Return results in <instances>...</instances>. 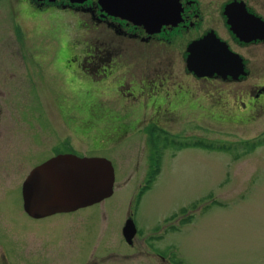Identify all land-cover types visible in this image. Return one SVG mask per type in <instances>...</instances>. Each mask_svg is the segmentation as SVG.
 <instances>
[{"label": "rangeland", "instance_id": "374dc122", "mask_svg": "<svg viewBox=\"0 0 264 264\" xmlns=\"http://www.w3.org/2000/svg\"><path fill=\"white\" fill-rule=\"evenodd\" d=\"M214 1L213 10L216 11L217 4L223 0ZM245 1L264 16V0ZM63 13L60 14L65 15ZM25 20L15 0H0V115L3 116L0 122V240H13L20 246L16 259H9V262L75 264V259L70 257L78 242L73 243L80 241L87 232L90 240L91 233L98 234L97 254L105 245L104 235L107 233L114 256L102 264H160L138 253L129 259L120 258L124 253L134 252L122 242L125 221L131 217L144 236L161 230L162 250L164 253L169 251L164 248L175 250L177 261L182 264H264V146L238 160L232 154L219 151L169 147L164 151L161 171L152 181L151 188L140 197L139 192L154 167L147 164L148 154L150 157L155 154L150 152L151 149L149 152L145 150L139 135L123 140L112 133L101 135L100 131H94L93 125L85 122L89 115L81 112L80 121L74 125L79 131L74 153L79 157H99L112 162L116 178L114 194L86 209L58 213L40 220L25 213L23 182L36 166L69 152L63 142L70 133L50 101L48 115L30 114L26 98L31 78L30 59L26 53L14 50L17 49V40L25 43L26 34L22 29ZM53 32L48 28L49 36L45 38L49 54L56 47V43L50 40L56 37L50 36ZM249 50L250 67L258 76L264 60V45ZM174 62L177 68L181 66L179 55ZM55 78H61V73L49 67V88ZM193 89L198 95L199 88ZM217 89L220 86L212 84L209 91L204 92L207 96L198 104L194 99L181 109L183 113L187 108L199 105L209 113L196 115L198 110L193 115H181L176 125L182 132L179 133L181 138L193 141L202 138L220 143L263 136L264 115H219L225 110L223 106L229 103L220 101ZM229 89L223 87L222 91ZM90 101L91 110L99 115H115V111H119V115L146 117L138 115L139 106L129 102L123 107L102 95L96 101L100 110L93 105L94 100ZM34 109L30 104V110ZM151 112L152 109L147 118L151 117ZM235 116L237 118L231 120ZM186 122L187 129L184 128ZM186 207L187 213L180 214V210ZM187 216H191L187 220L190 222L183 225L180 219ZM69 241L71 246L66 256L57 246L58 242L64 246ZM2 250L1 244L0 254ZM166 258L170 260L168 254Z\"/></svg>", "mask_w": 264, "mask_h": 264}, {"label": "flooded vegetation", "instance_id": "af4514ba", "mask_svg": "<svg viewBox=\"0 0 264 264\" xmlns=\"http://www.w3.org/2000/svg\"><path fill=\"white\" fill-rule=\"evenodd\" d=\"M15 2L26 17V22L22 26L26 34L25 43L23 45V42L17 40V45L22 46L16 45L17 49L14 50L20 54L26 53L30 59L31 78L28 83L29 90L26 91L30 114L48 115L50 101L55 110L57 109L63 124L70 129L63 142L70 154H75L79 131L74 125L80 121L81 112L89 115V120L85 122L93 125L94 131H100L101 135L115 134L120 137L119 140L139 135L143 139L145 150L148 149L149 152L152 133L164 138L182 133L176 128L181 115H193L194 111L198 110L196 115H209L199 105L195 108H187L183 113L181 109L187 107L194 99L198 104L199 100L207 96L204 92L209 91V86L212 84L220 86V89L216 90L220 101L226 100L224 102L229 103L223 106L225 110L220 111L222 113L217 112V114L264 115V60L261 63L260 74L257 76L251 69L248 58L249 49L263 46L264 39L242 41L232 31L228 24L229 18L225 14L227 6L237 2L244 4L248 14L264 21V16L257 13L245 0L220 1L216 11L213 10L216 2L214 0L207 2L183 0L186 19H188L187 26L166 28L160 33L153 34L143 26L134 25L102 11L99 0H91L83 4H71L66 0L55 3L38 0H15ZM61 12L65 15H61ZM235 13L250 29L251 24L244 13L241 10ZM48 28L54 31L50 36H56L50 39L56 43L51 54L45 47V38L49 36ZM210 33H214L230 51L242 58L246 76L235 78L236 76L230 74L222 76L216 73L200 77L189 70L187 64L189 46L193 42L203 40ZM47 55L49 58L46 57ZM178 55L182 62L179 68L174 62V58L177 59ZM49 67L56 68L61 73V78H55L50 88L47 80ZM250 80L256 81L248 83ZM194 87L199 88L198 95L195 94ZM223 87L230 89L222 91ZM102 95L122 106L127 105L128 102L138 105L140 110L138 115L144 114L146 117L143 119L136 115H119V111L115 110V115L96 114L91 110L90 100H94L93 105L101 110L96 101ZM30 104L35 107V112L30 110ZM150 109H152L151 117L147 118ZM237 116L231 120L236 119ZM2 117L0 115V122ZM197 121L201 120L197 119ZM186 124L187 122L185 129L188 126ZM173 140L179 141L175 138ZM162 146V144L155 145V152L160 153ZM157 153H155L156 161L159 157ZM149 163H152L150 153L147 158V164ZM160 232L161 230H155L154 233L144 236L138 230L131 244L123 237L122 242L126 248H131L134 252L124 253L120 258L129 259L130 256L138 253L156 263L177 264L175 250L164 248L169 249L167 253L162 250L163 239H160ZM97 236L98 234L91 233L92 240H90L86 232L80 241L73 243L78 242L70 257L75 259V264H102L114 256L113 246L107 240V233L104 235L105 245L97 254ZM138 238L140 240H137ZM60 242L57 248H61L62 253L67 256L71 243L69 241L68 245L61 246ZM158 243L160 246L157 245ZM1 244L4 250L0 254V264H11L9 259H16L20 246L8 239L0 240V248ZM24 248L27 250L26 247ZM166 254L170 257L169 261Z\"/></svg>", "mask_w": 264, "mask_h": 264}, {"label": "water", "instance_id": "95a60500", "mask_svg": "<svg viewBox=\"0 0 264 264\" xmlns=\"http://www.w3.org/2000/svg\"><path fill=\"white\" fill-rule=\"evenodd\" d=\"M57 2L59 0H38ZM83 4L90 0H67ZM183 0H99L102 11L119 17L150 33H160L166 28L186 27L187 20ZM241 10L251 24L236 15ZM228 24L239 39L245 42L264 39V21L248 14L244 4L234 2L227 6ZM237 16V17H236ZM188 68L198 76L228 74L246 76L242 58L229 50L214 33L189 46ZM212 52V53H211ZM231 66V67H230ZM232 71L229 72L228 70ZM115 172L112 163L105 158L78 157L72 154L58 155L34 168L23 185L25 212L34 219H42L57 213L73 212L93 206L114 193ZM123 234L132 243L137 228L132 219L127 220Z\"/></svg>", "mask_w": 264, "mask_h": 264}, {"label": "trees", "instance_id": "16d2710c", "mask_svg": "<svg viewBox=\"0 0 264 264\" xmlns=\"http://www.w3.org/2000/svg\"><path fill=\"white\" fill-rule=\"evenodd\" d=\"M179 138V136H176ZM173 137H162V136H157L156 133L151 134L150 137V144L151 145H158L162 144V149L161 151L163 152L164 149L169 148L172 145H176L177 142L173 140ZM182 148H199V149H205V150H210V151H219V152H224L228 154L234 155V159H241L242 157L251 154L254 152L257 148L264 146V134L263 136L254 138L252 140H243L239 142H225V141H220V143L212 140H206L202 138H197L194 139V141H190L187 143H182L181 144ZM161 157L160 160L158 161V164L156 167L152 168L150 174H149V181H146L145 187L142 189L140 197L143 196L152 186V181L158 174V172L161 171ZM140 201V199H139ZM214 204V203H213ZM212 204V206H213ZM210 208V205L208 206ZM195 208V207H193ZM188 211L187 207L182 208L180 210V214H186ZM175 216V215H174ZM174 216H172L170 219L171 220ZM191 217V216H190ZM190 217L188 219H190ZM187 219V220H188ZM183 221V225L187 224L190 221Z\"/></svg>", "mask_w": 264, "mask_h": 264}]
</instances>
